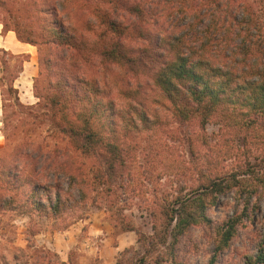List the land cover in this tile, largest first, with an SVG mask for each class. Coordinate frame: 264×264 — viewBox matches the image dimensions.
Segmentation results:
<instances>
[{
	"label": "trees",
	"instance_id": "16d2710c",
	"mask_svg": "<svg viewBox=\"0 0 264 264\" xmlns=\"http://www.w3.org/2000/svg\"><path fill=\"white\" fill-rule=\"evenodd\" d=\"M0 11L4 32L14 31L21 42L38 48L46 74L39 72L44 82L36 79L33 91L45 108L42 122L54 138L63 136L67 142L51 148L19 140L17 133L6 136L0 150V214L21 211L64 219L80 211L90 190L78 177L77 152L91 160L97 183L111 189L123 185L125 147L116 138L124 129L147 130L154 122L135 79L150 78L157 100L170 105L181 125L197 124L206 132L213 123L224 134L239 131L264 148V26L250 1L0 0ZM0 53L3 109L7 104L25 108L15 82L28 56L4 48ZM114 65L122 71L117 96L102 75ZM29 116L36 119L32 112ZM3 123L13 126L6 119ZM243 166L228 173L214 169L190 192L180 189L166 197L157 204L158 213H150V235L119 217L123 230L137 232L145 247L137 264H167L170 258L177 263L181 241L199 227L218 235L209 262L216 264L237 236L238 225L250 217L253 192L264 195V181L246 184L255 172L250 163ZM228 191L246 196L244 212L214 225L208 209ZM263 242L253 263L264 264Z\"/></svg>",
	"mask_w": 264,
	"mask_h": 264
},
{
	"label": "rangeland",
	"instance_id": "374dc122",
	"mask_svg": "<svg viewBox=\"0 0 264 264\" xmlns=\"http://www.w3.org/2000/svg\"><path fill=\"white\" fill-rule=\"evenodd\" d=\"M244 1H250L264 26V0ZM3 16L0 11V19ZM27 49L28 54H24L28 56V61L24 63L27 68L16 82L17 87H21L18 88L19 94L22 91L21 102L26 107L18 109L7 104L4 110L0 89V150L7 145L6 136L12 133L20 134L17 136L19 140L28 138L46 143L51 148L55 144L67 145L61 140L63 136L54 138V133L50 134L49 127L42 122L45 108L43 103L38 105L40 101L34 96L33 87L38 78L44 82L39 75L40 71L44 72V67L39 63L38 48L29 44ZM120 72L117 65L112 66L111 70H104V74L102 71L113 96H117L120 87H123ZM134 81L135 86L140 84L141 96L146 98L154 122L146 125L147 130L144 126L124 129L118 134V141L115 140L117 143L124 141L127 173L123 185L111 189L108 185L97 183L90 170L91 160L77 152L75 157L82 173L78 177L85 180L90 190L80 211L74 215L67 214L72 217L66 218L67 215H64V219L35 213L28 216L21 211L2 212L0 264H118L120 261L137 264L136 260L143 255L145 247L138 243L137 232L123 230L119 217L131 222L137 231L147 236L152 234L150 213H158L157 204L166 197L176 195L180 189L185 193L190 192L205 173L214 169H223L228 173L242 165L245 168L248 162L255 174L246 184L255 185L258 181H264V148L259 147L257 142L245 140L239 131L230 136L224 134L213 123L207 126L206 132L197 124L181 125L176 121L170 105L157 100L158 94L153 90L150 78ZM120 101L127 102V98L121 96ZM16 111H21L19 116H14L17 115ZM30 112L34 113L36 119L29 116ZM4 119L13 126L6 127ZM246 195H249V191ZM22 197L20 194L16 196L21 203ZM245 200L246 196L235 191L218 195L216 203L208 209L213 224L222 226L230 218L239 216L244 212ZM150 204L153 206L147 210L146 206ZM251 204L250 217H244L238 225L237 236L229 248L219 255L216 264H256L251 259L264 241V195L253 192ZM253 206L256 208L252 210ZM217 239L218 235L205 227L193 228L181 241L178 247L179 261L174 263L209 264ZM51 244H58L63 254L51 250ZM46 245L48 248H44ZM126 249L130 250L124 253ZM160 250L166 251L164 248ZM63 258L67 259L66 263L62 262ZM171 260L167 264H171Z\"/></svg>",
	"mask_w": 264,
	"mask_h": 264
},
{
	"label": "crops",
	"instance_id": "0c3cea01",
	"mask_svg": "<svg viewBox=\"0 0 264 264\" xmlns=\"http://www.w3.org/2000/svg\"><path fill=\"white\" fill-rule=\"evenodd\" d=\"M4 27L3 25L0 23V48H4L5 50L13 53V54H28V45L29 44H26L24 42H21L16 33L14 31H7V32H4ZM26 65H24V70L22 72V74H25V71H26ZM20 78V77H19ZM19 78L16 80V82L19 81ZM15 82V86L16 88H21L20 86L17 87V83ZM21 90V89H20ZM22 95V91H20V94H19V97H20V101L23 100V97L21 96ZM30 98L28 97V100ZM26 100L27 102H30ZM58 244H51V250L53 251H56L58 254H63L62 251L60 252V249H58ZM44 248H48V245L44 246ZM50 248V247H49ZM62 262L63 263H66L67 262V259L63 258L62 259Z\"/></svg>",
	"mask_w": 264,
	"mask_h": 264
}]
</instances>
